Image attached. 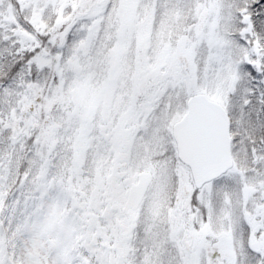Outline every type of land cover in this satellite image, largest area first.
Here are the masks:
<instances>
[{"label":"snow or ice","instance_id":"1","mask_svg":"<svg viewBox=\"0 0 264 264\" xmlns=\"http://www.w3.org/2000/svg\"><path fill=\"white\" fill-rule=\"evenodd\" d=\"M0 264H264V0H0Z\"/></svg>","mask_w":264,"mask_h":264}]
</instances>
